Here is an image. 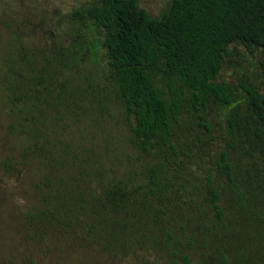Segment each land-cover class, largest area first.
Masks as SVG:
<instances>
[{
	"label": "trees",
	"instance_id": "obj_1",
	"mask_svg": "<svg viewBox=\"0 0 264 264\" xmlns=\"http://www.w3.org/2000/svg\"><path fill=\"white\" fill-rule=\"evenodd\" d=\"M138 2L92 0L69 16L93 31L126 120L133 121L130 142L154 161L138 189L80 171L67 153L48 151L47 111L63 98L68 58L59 51L51 72L33 73L24 55L7 52L0 88L10 117L9 154L0 167L11 174L36 164L41 171L27 214L30 232L38 243L71 236L125 250L141 230L172 264L176 258L193 264V242L178 248L173 223L154 198L170 171L167 156L182 154L178 165L185 169L193 151L207 153L204 133L193 138L197 125L211 149L200 180L203 226L224 241L207 264H227V254L230 264H264V0H170L157 17ZM241 62L256 73L241 72L237 83L218 80L224 70L240 71ZM212 112L223 114L217 140Z\"/></svg>",
	"mask_w": 264,
	"mask_h": 264
},
{
	"label": "rangeland",
	"instance_id": "obj_2",
	"mask_svg": "<svg viewBox=\"0 0 264 264\" xmlns=\"http://www.w3.org/2000/svg\"><path fill=\"white\" fill-rule=\"evenodd\" d=\"M89 1L92 0H0V67L7 52L15 50L30 62L33 73H49L61 58L59 51L62 52L68 58L60 78L66 87L60 103L47 111L48 151L54 157L67 153L80 171L85 169L90 174L100 171L107 180H123L138 189L147 183L146 170L154 161L130 142L133 121L126 120L124 106L111 84L93 31L69 17ZM138 1L139 7L157 17L170 0ZM247 65L241 62L238 72L222 71L218 80L237 83L243 80L241 72L250 70L255 74ZM2 94L0 88V162L9 154L10 121ZM210 119L214 124L212 136L217 140L223 114L212 112ZM191 129L194 139L204 133L203 147L211 151L205 145L208 140L202 127L191 125ZM208 151L205 155L193 151L192 163L185 169L178 165L182 154L173 160L167 156L165 166L170 171L161 180L154 198L156 206L165 213L162 218L173 223L171 231L178 248H184L189 240L193 242L189 251L193 264H207L206 259L216 255L213 249H221L224 243L214 233L209 236L203 226L206 207L199 194L200 180L210 166ZM35 165L11 174L0 167V264H172L152 243L151 233L141 230L125 250H106L104 242L93 243L92 239L85 242L83 237L71 236L38 243L30 232L27 217L35 205L33 186L41 173ZM213 223L216 221L208 223L210 230ZM216 229L222 231L221 226ZM227 258L230 264L232 255L227 254ZM175 264H180L177 258Z\"/></svg>",
	"mask_w": 264,
	"mask_h": 264
}]
</instances>
